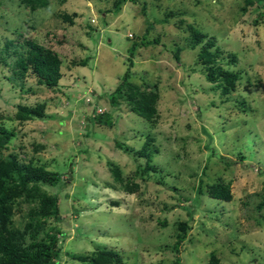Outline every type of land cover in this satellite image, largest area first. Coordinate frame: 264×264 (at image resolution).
<instances>
[{
  "label": "rangeland",
  "instance_id": "374dc122",
  "mask_svg": "<svg viewBox=\"0 0 264 264\" xmlns=\"http://www.w3.org/2000/svg\"><path fill=\"white\" fill-rule=\"evenodd\" d=\"M43 1L32 10L28 0H0V126L14 133L0 159L60 175L42 186L59 196L60 219L45 224L59 232V264H89L98 249L121 264H206L211 254L219 264H264V0L246 12L244 0ZM189 26L239 75L228 96L207 82L204 43L189 45ZM26 41L59 55L58 86L28 75L21 89L8 79L7 42ZM129 59V82L158 93L154 124L124 101L110 107ZM19 105H45V117L14 119ZM95 107L112 125L89 119ZM215 183L229 184L230 202L209 197ZM18 203L21 229L37 205Z\"/></svg>",
  "mask_w": 264,
  "mask_h": 264
},
{
  "label": "trees",
  "instance_id": "16d2710c",
  "mask_svg": "<svg viewBox=\"0 0 264 264\" xmlns=\"http://www.w3.org/2000/svg\"><path fill=\"white\" fill-rule=\"evenodd\" d=\"M44 3L43 0H28L27 2L32 10L43 7ZM120 3H115L114 13L120 11ZM244 3V7L241 8L243 12H246L247 7L254 5L253 0H244ZM75 16L76 14H73V17ZM63 18L70 24L74 23L67 15H64ZM189 30V45L192 48L204 43L198 54V61L203 66L207 82L217 84L221 95L228 96L235 91L239 75L224 69L217 63L219 51L210 52L214 42L204 41L206 36L192 26H189ZM11 44V42H7L8 51L6 53V57H10L11 61L10 63L5 62L11 71V77L8 78L11 82L22 89L28 75H32L40 86L48 89L58 86V82L62 78V60L56 52L32 41H26L13 48ZM177 54L178 51L174 55L176 60H179ZM128 62L127 71L108 96L110 107L116 108L124 101L128 104L130 112L154 124L157 114L155 105L158 100V93L150 90L143 91L129 82L132 62L130 59ZM84 63L81 62L79 65H84ZM45 109V105H38L35 108L19 105L14 119L17 118L20 121L32 118L43 119ZM97 109L100 108L92 109V115L89 119L101 125H112V117L104 115V112L96 114ZM13 135L12 131L0 126V150L6 148ZM140 153L142 154V152ZM14 157L16 156L12 155L7 159H0V264H59L60 250L57 246L59 232H52L51 229L45 231L47 221L58 222L60 219L59 196L46 193L42 186L55 187L61 182V177L58 173L50 172L43 166L21 163ZM144 157L150 159L149 154H144ZM111 173L117 182L121 181L118 168L111 169ZM261 174L264 176V171ZM207 189V194L211 199L230 202L233 198L229 184L215 183L208 186ZM27 200L30 203H36L37 207L29 212L28 221L20 229L15 226L13 208L18 202L21 204L22 201ZM263 207L264 195L257 208L262 209ZM42 232L43 236L38 238ZM182 239L184 236L179 235L173 246L176 252ZM71 258L80 260L79 257L75 256H71ZM88 260L90 261L89 264L122 263L116 252L105 249H98L96 254ZM219 263V258L215 254H211L206 264Z\"/></svg>",
  "mask_w": 264,
  "mask_h": 264
},
{
  "label": "clouds",
  "instance_id": "9594fccd",
  "mask_svg": "<svg viewBox=\"0 0 264 264\" xmlns=\"http://www.w3.org/2000/svg\"><path fill=\"white\" fill-rule=\"evenodd\" d=\"M130 38H132V36Z\"/></svg>",
  "mask_w": 264,
  "mask_h": 264
},
{
  "label": "built area",
  "instance_id": "2783aa9c",
  "mask_svg": "<svg viewBox=\"0 0 264 264\" xmlns=\"http://www.w3.org/2000/svg\"><path fill=\"white\" fill-rule=\"evenodd\" d=\"M99 111H101V110H99Z\"/></svg>",
  "mask_w": 264,
  "mask_h": 264
}]
</instances>
